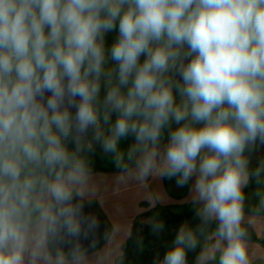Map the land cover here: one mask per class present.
I'll return each mask as SVG.
<instances>
[{
    "label": "clouds",
    "instance_id": "1",
    "mask_svg": "<svg viewBox=\"0 0 264 264\" xmlns=\"http://www.w3.org/2000/svg\"><path fill=\"white\" fill-rule=\"evenodd\" d=\"M257 145L264 0H0V264H66L49 241L98 227L74 203L96 146L117 169L134 162L141 182L189 188L200 223L181 225L156 264H190L197 248L195 264H251L252 183L264 211Z\"/></svg>",
    "mask_w": 264,
    "mask_h": 264
},
{
    "label": "crops",
    "instance_id": "2",
    "mask_svg": "<svg viewBox=\"0 0 264 264\" xmlns=\"http://www.w3.org/2000/svg\"><path fill=\"white\" fill-rule=\"evenodd\" d=\"M249 155L250 167L255 168L259 162L264 161V146L257 145ZM126 163L129 171L113 166L90 165L91 175L88 182L79 189L82 195L76 197L100 212L109 225V233L96 246L80 252L83 259L78 264H118L124 257L123 248L132 234L136 219L152 210L168 208L180 210L179 207L183 205L193 206L188 187L178 188L174 180L163 179L159 175H150L141 182L134 176V162ZM257 187L252 183L245 189L247 194L245 226H248L257 237V240L249 241L251 264H264V243L261 242L264 239V211L259 213L254 211L258 203L255 195ZM206 242V239L201 240V244ZM51 243L53 245L50 240L48 251ZM199 251L200 248H197L196 252L188 253L190 264H195ZM66 264L76 262L68 256Z\"/></svg>",
    "mask_w": 264,
    "mask_h": 264
},
{
    "label": "rangeland",
    "instance_id": "3",
    "mask_svg": "<svg viewBox=\"0 0 264 264\" xmlns=\"http://www.w3.org/2000/svg\"><path fill=\"white\" fill-rule=\"evenodd\" d=\"M118 35L117 31L109 32L106 35V47H110ZM145 57L141 58L143 61ZM109 64L112 65V61H109ZM104 90L102 87L101 95L103 96ZM115 115L113 116V119ZM175 127V125H173ZM131 143V138L127 141H122V147L127 149L128 145ZM90 165L91 166H103L110 167L113 166L110 156H104L99 146H96V151L94 154H89ZM127 162V160H126ZM114 167V166H113ZM77 198V197H76ZM79 199V198H78ZM84 203V202H82ZM87 204V203H84ZM89 205V204H87ZM91 206V205H90ZM174 212H178L175 208H170ZM164 211L163 209L152 210L148 214L143 215L142 217L136 219L133 225L132 235L134 239H139L143 242V246L138 249L130 245L129 249L135 258V263L131 264H156L157 257H163L165 251L168 247L171 246L172 240L174 239L179 227L181 225L187 224L182 222L177 225H167L159 233L153 232L152 225L155 223H161L160 214ZM53 258H55L56 251L53 248V245H50L48 251ZM65 255V254H64ZM68 258L67 255H65Z\"/></svg>",
    "mask_w": 264,
    "mask_h": 264
},
{
    "label": "water",
    "instance_id": "4",
    "mask_svg": "<svg viewBox=\"0 0 264 264\" xmlns=\"http://www.w3.org/2000/svg\"><path fill=\"white\" fill-rule=\"evenodd\" d=\"M74 203L83 205L84 214L94 218L98 223V227L95 230L88 232L87 235H81L79 238L66 237L61 233L60 237L55 241H52L54 250L56 251L58 248L67 256H71L69 253L72 249H78L79 253L89 250L102 241L109 233V225L97 209L93 206L82 203L76 197Z\"/></svg>",
    "mask_w": 264,
    "mask_h": 264
},
{
    "label": "trees",
    "instance_id": "5",
    "mask_svg": "<svg viewBox=\"0 0 264 264\" xmlns=\"http://www.w3.org/2000/svg\"><path fill=\"white\" fill-rule=\"evenodd\" d=\"M167 187V185H166ZM180 211L174 212L170 208L165 209L160 214V221L165 226L167 225H177L182 222H186L187 225L195 226L199 225V220L194 215V206L192 205H183L179 207ZM105 219V218H104ZM215 225H209L206 228V231L203 235L199 234L200 240H204L207 235H209L212 230L214 229ZM248 229V233L250 236V240H257L256 235L250 230L248 226H246ZM262 243H264V239L261 240ZM52 244V243H51ZM133 246L135 248L140 249L143 246V242L139 239H134V235L130 236V238L127 240V242L124 245V257L119 261L118 264H131L135 263V258L133 257L129 247Z\"/></svg>",
    "mask_w": 264,
    "mask_h": 264
},
{
    "label": "flooded vegetation",
    "instance_id": "6",
    "mask_svg": "<svg viewBox=\"0 0 264 264\" xmlns=\"http://www.w3.org/2000/svg\"><path fill=\"white\" fill-rule=\"evenodd\" d=\"M142 57H143V56H142ZM142 57H141V58H142ZM112 66H114V62H112Z\"/></svg>",
    "mask_w": 264,
    "mask_h": 264
}]
</instances>
